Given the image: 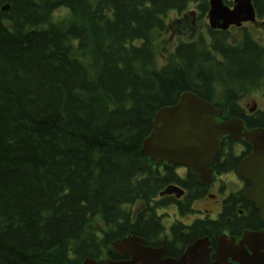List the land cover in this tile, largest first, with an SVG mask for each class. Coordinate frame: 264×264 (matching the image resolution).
Wrapping results in <instances>:
<instances>
[{
  "label": "trees",
  "instance_id": "obj_1",
  "mask_svg": "<svg viewBox=\"0 0 264 264\" xmlns=\"http://www.w3.org/2000/svg\"><path fill=\"white\" fill-rule=\"evenodd\" d=\"M189 2L0 0V264L117 260L110 244L126 234L155 244L163 229L154 210L173 200L154 199L168 184L186 190L176 203L188 212L200 190L194 178L181 183L140 154L154 113L185 91L213 101L220 82L228 114L240 117L237 95L264 82L260 51L246 39L241 50L214 48L222 62L190 42L169 50L163 16ZM248 125L264 127V113ZM226 203L217 221H195L174 241L260 225L252 209L235 216L239 196Z\"/></svg>",
  "mask_w": 264,
  "mask_h": 264
},
{
  "label": "water",
  "instance_id": "obj_2",
  "mask_svg": "<svg viewBox=\"0 0 264 264\" xmlns=\"http://www.w3.org/2000/svg\"><path fill=\"white\" fill-rule=\"evenodd\" d=\"M210 4L209 23L212 28L224 29L228 24L238 25L251 17V11L243 16L244 6L250 8L248 0H239L231 11L222 10L219 0H210ZM2 10L6 11L7 6ZM222 11L224 15H221ZM220 115L221 112L208 102L184 92L175 104L161 108L154 115L151 132L142 142L141 154L153 158L157 165L166 160L167 165L187 166L200 183H208L211 180L208 166L220 147L222 136L231 135L237 141L242 137L244 142L251 145L252 152L240 162L237 176L251 184L244 197L255 206L264 225V130L241 134V122L232 119L216 123L215 117ZM171 193H176L178 197L181 191L167 187L160 196ZM244 243L249 253L244 249ZM237 246L233 247L224 236L220 237L215 253L216 262L211 263L206 249L207 238H203L188 246L178 260H161V250L145 248L143 240L126 237L114 242L112 250L116 254L128 255L130 260L103 263L86 259L82 264H264V231L244 235ZM228 257L231 263L226 261Z\"/></svg>",
  "mask_w": 264,
  "mask_h": 264
},
{
  "label": "flooded vegetation",
  "instance_id": "obj_3",
  "mask_svg": "<svg viewBox=\"0 0 264 264\" xmlns=\"http://www.w3.org/2000/svg\"><path fill=\"white\" fill-rule=\"evenodd\" d=\"M140 1L142 2V5L145 9H148L150 7V0H140ZM220 1H221V4L228 9H231L233 7V0H220ZM250 2H251L252 9L254 11V22L242 23L240 27L230 26L227 30L220 31L216 29H210L208 26L207 11L210 8L208 0H192L191 9L189 10V16H190L189 20L192 25V35L193 36L196 35L198 37L197 40L192 45L194 47L195 46L198 47L200 45V47H203L205 49V52L209 54L211 59H214L215 61H217L216 58L217 59L220 58L221 60H223V58L221 54L218 51H216L214 48H217L218 46L219 47L227 46L230 48H236L238 50H241L243 46V42L246 39L249 41V43L253 44L260 51L259 67L261 70V75L259 76V79H264V0H261L262 9H258L257 5H255L253 0H250ZM171 14H174V13L173 11L169 10L165 13L164 17L166 18L167 16ZM176 14L177 16H183L184 21L188 20V18H186L185 15L182 14V12H176ZM176 20L178 23H180V19L178 17L176 18ZM258 33H262V35L261 34L258 35ZM215 37H220V40L215 39ZM199 40H201V42H199ZM228 40L230 41L231 44H227ZM206 41L208 44H205ZM215 41H218L221 45L215 44ZM253 90H254V94L258 98H261V99L264 98L263 87L261 86V84L258 85L256 88H253ZM236 107L240 110L242 117L249 118V119H253L252 116H254L255 118L257 113H259L260 111V109H258V112H254L252 115H250L247 113L245 108L243 107L241 108L238 105H236ZM235 159L236 157L234 156L223 157L222 162H220L219 159L215 162L213 166L214 170L218 171L221 164L223 163H227L225 167H227L228 169L226 171H222V172L215 174L216 177L213 183H211L209 186H204V187L200 186V190L197 191L199 192L197 196L189 202L190 207L191 205L192 207L197 206V205L199 207L198 209L193 208V212L205 215L204 218L206 220L208 219L210 215L215 216V220L218 218L219 215H222L224 211L225 203L227 202V199L231 196L229 195L227 197H223L226 192L230 191L224 184V178L226 176H231L233 177V180L234 179L236 180L234 176V170L236 168V164L239 161L237 162V160ZM170 170H172L171 171L172 175L179 182L181 183L186 182L188 176L186 175L187 171L184 168H179L178 170L174 168ZM238 182L239 183L237 186L239 187V189L242 190L248 187V184L244 183L243 181H238ZM177 184L180 185L179 183ZM240 199L244 201V203H242L244 205H242L241 203L235 204V207H234L235 216L246 218L250 214H252L251 209L254 210V208L249 203H247L242 197H240ZM226 205L228 204L226 203ZM177 206H178L177 204L176 205L174 204L164 205L162 206V209L165 207L177 208ZM242 206L244 208H241ZM256 218H257V214H256ZM226 221L228 223L231 222L230 218L228 217H226ZM261 229H262V224L260 223V225H258L257 227H253V228L245 227V229L243 230L259 231ZM243 230L239 229L236 231V233H231V231L225 229V232L227 233L228 236L234 237L238 241ZM175 233L177 237H181L182 235L185 234V230L182 226H179V227L173 226V227H169L168 230L166 231V234H168L170 237H174ZM217 236L218 234H216V236L214 237V240L213 239L211 240L212 243L215 242ZM171 243L172 241H169L168 245ZM172 244H174V247H175L174 249L177 251L175 255H177L179 251L177 247V243H172ZM167 256L170 257V255H167Z\"/></svg>",
  "mask_w": 264,
  "mask_h": 264
},
{
  "label": "rangeland",
  "instance_id": "obj_4",
  "mask_svg": "<svg viewBox=\"0 0 264 264\" xmlns=\"http://www.w3.org/2000/svg\"><path fill=\"white\" fill-rule=\"evenodd\" d=\"M173 17V15H169L168 16V18H172ZM259 34H261L262 35V33H258V35ZM257 35V36H258ZM169 37L167 36V35H165V40H167L168 42H169V44L171 45V44H173V41L171 40V38L170 39H168ZM174 41H175V39H173ZM186 40V39H185ZM176 42H177V40H176ZM158 63L161 65V64H163V57H161V56H158ZM242 150V148L241 147H236L235 149H234V152H236V153H240V151ZM234 184H235V181H234ZM237 184V183H236ZM232 188H234V186H232ZM171 211L172 210H170V209H166V210H164V211H160V212H162V214H164V212H166L167 214H171ZM197 216H199V217H201V215H197ZM168 226V225H167ZM167 226H165V227H167Z\"/></svg>",
  "mask_w": 264,
  "mask_h": 264
}]
</instances>
